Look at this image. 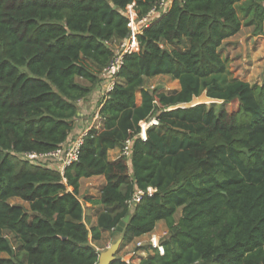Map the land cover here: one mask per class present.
Here are the masks:
<instances>
[{
    "label": "trees",
    "instance_id": "1",
    "mask_svg": "<svg viewBox=\"0 0 264 264\" xmlns=\"http://www.w3.org/2000/svg\"><path fill=\"white\" fill-rule=\"evenodd\" d=\"M160 2L0 0V264H96L86 244L103 231L124 246L160 221L163 254L143 247L152 254L137 264H264V83L229 78L220 53L241 28L236 6L260 32L264 0ZM128 5L147 22L138 52L123 56L118 81L96 104L101 128L87 129L62 172L33 165L24 154L70 135L77 103L112 59L109 45L129 33ZM159 75L179 90L144 86ZM200 96L215 103L181 106ZM152 117L157 125L139 138ZM128 141L129 159L109 161ZM93 176L105 183L88 201L102 207L90 225L78 196L80 180Z\"/></svg>",
    "mask_w": 264,
    "mask_h": 264
},
{
    "label": "rangeland",
    "instance_id": "2",
    "mask_svg": "<svg viewBox=\"0 0 264 264\" xmlns=\"http://www.w3.org/2000/svg\"><path fill=\"white\" fill-rule=\"evenodd\" d=\"M259 9L264 12V2L260 4ZM236 10L238 16L241 18L242 25L239 32L236 35L228 38L222 43L220 47L221 57L226 64L229 78L236 77L250 84L259 85L264 83V24L262 30L260 32H256L254 31L255 30L254 26L245 25L244 23L245 18L244 16L242 17V14L239 9V5L236 6ZM118 43L119 42L115 40L109 45L112 51L116 49ZM77 82H82V80L77 79ZM144 86L149 90L152 88H157L159 91L164 93H169L170 91L178 88L177 82L171 80L168 77H155V78L146 79ZM200 101H204L203 103L205 104H209L213 102V100H209L204 96H200L199 98H195L190 104L201 103ZM190 104H187L186 106H189ZM77 110H79L78 107ZM92 111L93 109L91 108L87 115L91 116ZM72 127L74 131L73 133H76L83 128L82 126H80V122H78L77 118H74ZM8 202L22 205L25 208L27 207V204L19 199H14V201L12 199ZM179 215H180V211L176 213V220L178 219ZM151 233L154 236L152 237L154 239L158 238V241L160 242L162 239H164L167 236V230L165 224L162 221H160L159 223L156 224L154 230ZM5 235L7 236V238H10L8 234ZM118 237H119L118 234L115 235L107 234L105 240L106 241L111 240V241H109V243L106 244L105 246L116 241ZM152 237L151 239H153ZM149 238L143 237L142 239H140V241H142L143 247H145L146 244H148ZM132 242H133L132 244H129L131 245V247L128 246L130 249L133 248L131 252H128L130 249L125 250L123 246L120 245L119 250L116 253L117 254L116 257L124 258V256H127L130 264H136L139 261L138 256H141L142 254L136 252L138 249L136 248V240H133ZM103 250H105V248ZM132 252L134 255L131 256L130 253ZM149 254L152 253L150 251H147L146 255L148 256Z\"/></svg>",
    "mask_w": 264,
    "mask_h": 264
},
{
    "label": "built area",
    "instance_id": "3",
    "mask_svg": "<svg viewBox=\"0 0 264 264\" xmlns=\"http://www.w3.org/2000/svg\"><path fill=\"white\" fill-rule=\"evenodd\" d=\"M159 5L161 9H164L167 5V2L165 0H161ZM124 14L129 23V33L123 40L118 43L116 49L112 51V59L109 64L102 70V73L100 75L102 79L106 82L105 95H107L112 90L113 85L117 82L116 74L123 64V56L138 52L139 45L136 36L139 34L140 27L142 26V24L147 22V17L141 20L137 19L136 12L133 9L132 5H128L125 8ZM151 14H154V12H151ZM154 125H157V120L155 117H152L147 121L141 122L139 124V138L144 139L147 129ZM86 133L87 130L82 131L79 134L75 135V137L71 141L66 142L64 144H60L57 148L46 153L24 154L23 158L30 161V163H32L33 165L55 168L58 171L62 172L64 168L72 165L74 162L77 161L78 150ZM130 147V142H126L122 150L120 151V156L128 158L130 156ZM147 192L148 194H151L152 190L149 188ZM140 194L141 192H137V194L128 203H135L139 199L138 196ZM149 245L150 248H152L153 250H157L160 255L163 254V247L159 244L158 238L150 239ZM107 247L108 245L105 246V249ZM95 251L99 254L101 250L96 248ZM130 255H134L133 252L130 253ZM119 260L124 262L125 264H130L128 259L125 260V258H119Z\"/></svg>",
    "mask_w": 264,
    "mask_h": 264
},
{
    "label": "crops",
    "instance_id": "4",
    "mask_svg": "<svg viewBox=\"0 0 264 264\" xmlns=\"http://www.w3.org/2000/svg\"><path fill=\"white\" fill-rule=\"evenodd\" d=\"M155 77H168V76L159 75V76H155ZM155 77H152V78H155ZM99 79H101V81L99 83H97L96 85L91 86L90 93L87 95V97L84 100H81V101H79L77 103V107L79 108V110L77 112L76 118L78 119V122H80V126H82L83 128L80 131L76 132V133H73L74 131H73V128H72V131H71L70 135L67 137V139H66V141L64 143L71 141L75 137V135L79 134L82 131L87 130L89 127H95L96 129H100L101 128V122H100V119H99V117H98V115L96 113V104L99 101V99L104 97L105 94H106L105 93V91H106V82L102 78H99ZM117 81H118V78H117ZM80 83L82 85H88V83L83 81V80ZM177 85H178V82H177ZM178 90H179V85H178V88L175 89V91H178ZM192 101H191V103H192ZM201 103H203V102H201ZM194 104H197V103H194ZM194 104H190L189 106H193ZM186 105L187 104H182L181 106L182 107H188ZM91 108L93 109L92 115L88 116L87 114H88V112L90 111ZM120 151L121 150L118 149V148L110 150L108 152L109 161L116 160L120 156ZM104 183H105V180H104V178L102 176H93V177H89V178H82L80 180V182H79V196H78V198H79L80 202L82 204L84 203L83 205L86 207L85 212H86V214H87V216L89 218V224L90 225H95V223H96V215L98 214L99 211H101L102 207L100 205H97V204L88 203V201L89 200H97L98 199L100 190H101L102 186L104 185ZM12 199L14 201V199H17V198H12ZM12 199H10V200H12ZM10 200H8V201H10ZM10 204L19 205V204H15V203H10ZM133 205H134V202L129 204L130 212L133 210ZM107 234L115 235V233H111V232H108V231H103L100 241H98L96 243V246L94 245L99 250H103L105 248L104 246L106 244H108L109 241H111V240H107V241L105 240V237H106ZM118 235H119L118 238H120L121 235L120 234H118ZM152 236H153V234L149 233V234H145L143 236H140V237L134 239V240H136V248H138L136 252L142 254L141 256H138L139 261H140L141 258H144V257L147 256L146 255L147 251L143 248V244H142V241H140V239H142L143 237L144 238L145 237H148V238L150 237L148 239V244H146L147 247L148 246L150 247L149 240L151 239ZM132 243L133 242H130V243L124 245L123 248L125 250L126 249H130L129 247H131V245H129V244H132ZM132 249L133 248H131L128 252H131Z\"/></svg>",
    "mask_w": 264,
    "mask_h": 264
},
{
    "label": "water",
    "instance_id": "5",
    "mask_svg": "<svg viewBox=\"0 0 264 264\" xmlns=\"http://www.w3.org/2000/svg\"><path fill=\"white\" fill-rule=\"evenodd\" d=\"M127 219H128V216H126L123 219V222L127 221ZM123 222H121L119 224V226L117 228L118 232H121V228L123 226ZM122 241H123V236L121 235L120 238H118L113 243L109 244L108 247L105 250L100 251L99 254H98V258H97V263L96 264H110L112 261H114L115 258H116V255H117L116 253L119 250V246L122 245ZM86 246H88V247H90V248H92L94 250L96 249V247L90 242H88L86 244Z\"/></svg>",
    "mask_w": 264,
    "mask_h": 264
},
{
    "label": "bare ground",
    "instance_id": "6",
    "mask_svg": "<svg viewBox=\"0 0 264 264\" xmlns=\"http://www.w3.org/2000/svg\"><path fill=\"white\" fill-rule=\"evenodd\" d=\"M200 102H204V101H200ZM124 258H125V260H127L128 258H127V256H124Z\"/></svg>",
    "mask_w": 264,
    "mask_h": 264
}]
</instances>
